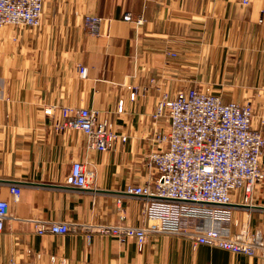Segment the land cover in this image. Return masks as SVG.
<instances>
[{
  "label": "crops",
  "instance_id": "1",
  "mask_svg": "<svg viewBox=\"0 0 264 264\" xmlns=\"http://www.w3.org/2000/svg\"><path fill=\"white\" fill-rule=\"evenodd\" d=\"M125 12L133 20L123 19ZM87 17L97 19L96 30L85 25ZM78 65L87 68L85 77ZM193 86L210 88L225 102L252 101L264 114V0H44L39 28L5 25L0 196L11 217L0 232V264H236L225 250L187 237L150 234L139 250L134 238L90 226L145 224L143 201L119 192L153 179L146 158L152 137L165 128L153 118L160 95ZM63 106L96 109L127 141L87 150L83 133L58 132L45 113ZM74 160L94 171L90 190L67 185ZM11 182L20 185L17 201ZM253 203L232 217L264 232V178ZM35 219L74 226L64 234H37ZM222 226L236 230L233 221Z\"/></svg>",
  "mask_w": 264,
  "mask_h": 264
},
{
  "label": "built area",
  "instance_id": "2",
  "mask_svg": "<svg viewBox=\"0 0 264 264\" xmlns=\"http://www.w3.org/2000/svg\"><path fill=\"white\" fill-rule=\"evenodd\" d=\"M239 2L247 5L250 0ZM43 6L44 0H0V31L5 25L39 28ZM123 19L133 20L132 14L125 12ZM96 22L95 17L85 19L90 30H96ZM168 55L177 54L168 52ZM77 70L80 76H86L84 65H78ZM136 91L132 90L130 99L135 98ZM122 110L120 100L117 111ZM45 113L54 117L58 132L83 133L87 150L106 151L127 141V136L116 130L113 120L102 117L96 109L50 107ZM253 114L250 102H225L198 86L180 88L173 96L161 94L153 118L163 120L165 128L152 137L154 148L146 158L153 179L128 184L119 192L120 196L140 198L143 215L153 224L90 226L122 240L134 238L139 250L150 234L168 233L187 237L195 244L253 254L256 248L264 246L261 235L252 238L245 231L231 234L222 226L223 222L232 221L234 209L253 207L254 190L264 178V133L252 126ZM93 176L94 171L85 163L74 160L67 185L90 190ZM8 190L17 201L20 185L11 182ZM10 217V203L0 196V232ZM72 226L67 221L34 220L37 234H64Z\"/></svg>",
  "mask_w": 264,
  "mask_h": 264
},
{
  "label": "rangeland",
  "instance_id": "3",
  "mask_svg": "<svg viewBox=\"0 0 264 264\" xmlns=\"http://www.w3.org/2000/svg\"><path fill=\"white\" fill-rule=\"evenodd\" d=\"M200 88H202V89H204L206 91H209L211 93H214L212 91V89H210V88H203V87H200ZM214 94H216V93H214ZM229 101H237V100H229ZM237 102H241V103L250 102L252 104L253 109H254L253 118H255V119L252 118V121L253 120H255V121L257 120L256 123H258V126H254L253 125L254 123L252 124V126L254 128H257V129L261 130L264 133V114L260 115V113L257 112V105L254 102H252V101H239L238 100ZM144 219L146 221L144 225H147V224L152 225L153 224V221H149L145 216H144ZM235 220H236V222H235ZM232 221H233V224H234L236 230L235 231H230L231 234H238L241 231H245V233L249 237L253 238V237H255L258 234V235H261L262 239L264 240V232L260 228L252 229L250 227V225H249L247 220L246 221H240L239 219H236V218L234 219L233 218ZM114 224L133 225V224L125 223L123 221L116 222ZM157 234H159V233H152L151 235H157ZM216 248H219V247H216ZM219 249H222V248H219ZM222 250H225V249H222ZM225 251L232 258V263H236V264H253L254 262H256V264H257L258 262H260L261 264H264V246L256 248L253 254L236 253V252H231V251H228V250H225Z\"/></svg>",
  "mask_w": 264,
  "mask_h": 264
}]
</instances>
